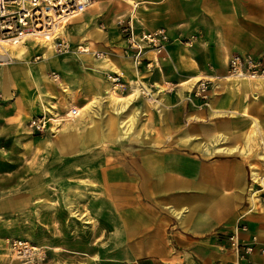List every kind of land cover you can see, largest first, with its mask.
Listing matches in <instances>:
<instances>
[{"label": "crops", "instance_id": "obj_1", "mask_svg": "<svg viewBox=\"0 0 264 264\" xmlns=\"http://www.w3.org/2000/svg\"><path fill=\"white\" fill-rule=\"evenodd\" d=\"M131 2L126 0L128 6L125 8L118 5L112 9L110 3L103 2V13L97 12L96 15L91 11L86 25L97 23L103 15L98 25L104 30L86 29L85 37L93 39L82 46L90 48L98 61L95 65H88L108 74L112 60L107 54L116 49L123 52L127 46L126 39L121 44H107L112 32L119 34L121 31L119 21L110 23L116 14L126 13L117 20L132 19L139 31L167 29L173 43L168 46L161 64L156 65L150 81H141L146 88H155L158 91L156 96L164 94L165 97L153 108L137 101H122V107L130 106L123 117L126 120L132 116L140 119L133 140L125 141L128 144L126 152L134 154L124 167L135 171L134 190L126 193L124 199L120 197V209L108 217L109 223L104 222L97 235L91 233L93 238L88 240V248L103 250L97 264H264V256L258 253L240 259L229 244V237L239 225L245 227L238 231L242 243H250L255 237L264 243V209L252 199L250 184L251 164L256 163L262 165V172L251 168L253 176L261 175L260 179L254 178L261 181V185L264 182L263 155L257 157L250 137L254 127L259 131L257 121L264 130V97L252 104L244 97L255 89L264 90V85L253 89L247 87L249 83L246 82L237 87L239 84L230 85L229 80L219 81L213 86L215 91L229 85L223 97L217 98L213 109L199 108V99L193 103L188 101L189 98L185 100L187 92L183 98L180 89L183 79L191 75L201 74L209 79L227 75L229 60L235 54L264 58V0ZM91 9L96 10V7ZM110 10H119V13ZM75 19L68 29L65 27L64 39H67L65 34L74 29ZM179 39L194 41V47H183L180 51L178 44H174ZM20 47L29 48L30 59L32 50L28 42ZM37 48L33 47V50L41 53ZM120 52L119 59L123 57ZM98 53L107 56L96 57ZM149 54L145 55L146 60L151 59ZM34 57L37 62L40 60L37 55ZM227 57L226 72L206 75L207 65L218 60L225 63ZM106 58L109 65L104 64ZM131 62L134 64L133 60ZM80 63L88 74L92 73L87 75L85 87L89 96L97 97L101 92L105 96L107 86L100 81L101 77L86 69L84 61L80 60ZM48 67V71L54 69ZM2 68L0 80L4 76ZM11 68L12 79L0 83V172L6 177L12 165L4 154L13 152L15 110L19 107V99L26 97L27 82L32 83L21 77L23 68L20 65ZM158 88L167 90L159 91ZM175 90H179L180 98H175ZM142 100L148 101L143 97ZM103 106V113L94 121H103L105 140L115 116L110 110L107 113L110 103L105 98ZM251 106L254 107L248 111ZM103 152H107L106 146ZM252 189H259V185H253ZM260 195L264 200V190ZM13 211L14 199L9 196L1 198L0 217H7ZM96 243L99 245L95 248Z\"/></svg>", "mask_w": 264, "mask_h": 264}, {"label": "rangeland", "instance_id": "obj_2", "mask_svg": "<svg viewBox=\"0 0 264 264\" xmlns=\"http://www.w3.org/2000/svg\"><path fill=\"white\" fill-rule=\"evenodd\" d=\"M103 2L110 3L111 9L113 6L119 5L120 8H125L127 5L126 0H96L93 5L96 10L90 9L80 19H75L77 20L75 29L70 30L69 34H65L74 51L65 56H56L62 71L55 69L48 71L52 77H54V73H58V79L54 78L53 83H46L41 80L39 72L45 64V60L41 53L33 50V47H38L37 49L41 47L38 40H36L37 42H28V46L32 50L31 57L37 55L41 58L38 62L35 57L29 59L37 83L35 86L27 82L26 97L22 100L19 99V107L15 110L16 136L14 145L12 146L11 140L9 141V145L11 144L10 146L13 147V152L4 154L5 158H9L12 169H9L8 177L5 176L4 172H0V199L6 196L14 199V211L9 213L7 217H0V264H97L102 258L103 250L88 248V240L92 241L90 237L93 238L91 233L97 235L102 230L104 222L109 223L108 217L119 211L120 197L122 196L124 199L126 193L134 190L135 171L124 168L133 159L134 154L129 153L128 150L126 152L125 149L128 144L126 145L125 141L129 143L133 140L134 130L140 119L132 116L126 120L123 116L129 111L130 106L125 108L121 104L124 105V101H133V103L137 101L153 108L156 102H162L165 95L156 96L158 91L156 92L152 86H147L148 90L140 89L141 84L139 82L150 81V76L157 67L156 65L151 70L147 69L146 66L137 69L132 64V59L124 56L123 52L116 49V51L107 54L112 61L110 70H106L108 74L105 79L102 81L103 78L101 79L97 73L95 74L107 87H109L107 78L113 80L120 77L124 87L116 84L113 98L108 97L106 93L103 96L102 92L97 97L89 96L85 87H87V75L90 76L92 73L88 74L85 71L78 54L75 52L87 41L93 39L92 37H85L86 29L96 28L103 32L104 29L98 25L101 24L103 15L100 16L101 18L97 23L86 25L90 20L88 18L92 13L91 11H95L96 15L97 12L103 13ZM110 11L119 13V10ZM125 14L122 12L116 14L110 23L120 21L117 20L118 16ZM68 26H66L67 29ZM120 33L112 32L107 44H121L126 38L122 31ZM100 43L103 42L100 41ZM193 43L194 41L184 39L174 42V44H178L180 51L183 47L192 49ZM119 52L123 55L120 59L117 56ZM166 53L167 51L160 55L159 65L162 59L166 57ZM149 55H151V59H147V63L152 61L154 57L151 52ZM108 58L104 59L105 65H109ZM256 58L264 63L263 57ZM228 59L229 57L226 58L225 63L219 60L217 63L211 62V65H207L208 73L205 74L215 75L216 72H226ZM16 62L11 67L18 66L19 61ZM88 66V64L85 65V68L91 71L97 70L95 66ZM202 76L196 74L183 79L180 88L183 91V98L186 92L189 98L193 94L197 85L189 90L188 86L191 83L209 79ZM262 80L230 79L229 84L233 86L239 84L237 85L239 87L244 85L241 83L244 81L249 83L247 87L254 89L264 85ZM228 85L221 91H215V87H212L209 106L203 108H215L214 104L217 98L223 97ZM68 89L72 91L70 101L66 100L65 90ZM165 89L167 90V88H158L159 91ZM253 91L244 96L248 98L250 104L254 100L257 101L264 97V90L255 89ZM175 93V98L181 97L179 90H175ZM142 97L148 101L142 100ZM104 98L106 102L110 103L109 109L106 107L107 113L110 110L111 114L115 116V118L112 117L105 140L102 130L103 121H94V118H100L98 115L103 113ZM185 100H187L186 97ZM51 102L54 108L51 107ZM43 106L53 108L58 116L50 115ZM74 107H77L79 111L89 107L93 110L84 119H79L80 116L71 118L68 113ZM253 107H248L247 110L251 111ZM79 113L82 114V111ZM44 116L47 119L46 129L38 131L32 128V121ZM52 118H55L56 121L51 120ZM257 122L259 131L258 128L255 129L254 127L250 137L255 145L256 155L260 157L264 155V130L261 122ZM104 146L107 149L106 153L103 152ZM258 160L262 161L261 158ZM251 168L257 169L258 173L262 172L260 163L251 164ZM254 177L260 179L261 175L256 174ZM262 185L264 186V182ZM8 240L31 242L34 246L45 251V259H37L32 262L17 259L9 248ZM98 245L96 243L95 248Z\"/></svg>", "mask_w": 264, "mask_h": 264}, {"label": "built area", "instance_id": "obj_3", "mask_svg": "<svg viewBox=\"0 0 264 264\" xmlns=\"http://www.w3.org/2000/svg\"><path fill=\"white\" fill-rule=\"evenodd\" d=\"M94 4V0H0V66L10 60L9 50L14 45L21 44L27 37L29 39L48 38L55 35L61 27L67 26L79 15L87 12ZM118 26L125 35L127 46L123 49V55L132 59L137 69L146 66L152 69L154 65H159V57L167 51L172 44L165 29L157 31H139L134 25V21L128 22L120 20ZM61 38V36H59ZM57 52L60 56H65L73 52L71 43L67 39H58ZM85 50L83 46L77 49L78 53ZM153 53L152 61L147 63L145 55ZM106 53H98L96 57L105 56ZM56 74H54V77ZM264 78V63L251 54H235L228 64L227 75L218 76L214 79H203L197 83L192 96L188 99L190 103L199 99V108L209 106V98L212 87L219 81L232 79H249L257 81ZM116 84L124 87L122 79L116 77ZM142 89L148 90L143 84ZM146 92V91H145ZM79 110L74 109L68 114L71 118L79 116ZM47 119L44 117L32 121V128L38 131L46 129ZM250 184L252 199L256 204L264 209V200H261L263 186L256 181L250 168ZM253 185H259V189L253 190ZM261 200V201H260ZM242 219V218H241ZM240 219V220H241ZM244 229L239 225L236 231L229 237V244L232 250L240 259H245L248 255L258 253L264 256V243L256 237L250 243H242L238 231ZM8 245L13 254L24 262L44 260L46 253L43 249L34 246L27 240H8Z\"/></svg>", "mask_w": 264, "mask_h": 264}, {"label": "bare ground", "instance_id": "obj_4", "mask_svg": "<svg viewBox=\"0 0 264 264\" xmlns=\"http://www.w3.org/2000/svg\"><path fill=\"white\" fill-rule=\"evenodd\" d=\"M95 1L96 0H94V4H95ZM93 5L91 6V8L93 7ZM81 16H82V14H81ZM64 30H65V26L61 27L60 31H58V33H56L54 36L53 35H49L48 38H40V39H38V42L41 45V47L39 48V51L44 55V59H45L46 63L48 64V65L47 64H43L44 66H42L40 68V72H39L41 80L45 81L46 83H53L54 82V78L58 79V75L56 73H54V74H56L55 77H52V76L49 75V72H48V68L49 67L48 66L54 68L55 70L62 71V68H61L60 64L57 63V58L58 57H56V55L57 56H60V55H58L56 46H57L58 39H64L63 38ZM59 36H61V38ZM30 37H27L21 44L14 45L9 50L8 54H9L10 60H7L5 63L1 64V66H0V67H3L2 68V72L4 73V76L0 80V83L5 84V83L9 82L10 79H12L13 68H11V65L12 64L13 65L16 64L17 63L16 61H19V65L23 68V72L20 73L21 77L22 76L25 77V79L31 81L36 86L37 80H36L35 74L33 72V68L31 67L30 60H29V53H30L29 52V48L28 47H20L22 45H25L29 41H36V39H29ZM82 52H85V53L83 55H81V53H78V52H75V53L78 54V55L80 54V56H79L80 59L79 60L84 61L85 65L92 64V63L96 64V62H98L95 59L94 54L92 53V50L90 48H86ZM40 58L41 57H38L37 59H40ZM74 61L76 62V60H74ZM135 67H136V65H135ZM22 68H21V70H22ZM94 72L97 73V75H99L103 79H105V76L107 75L106 72H102V71H97L96 70ZM54 74H53V76H54ZM107 80H108V83H109V87H107V89H106V95L108 97H110V98H113L114 97V89H116V87H117V86H115L116 85V79L110 80L109 78H107ZM242 80L246 81V79H242ZM239 81H241V80H239ZM239 81H238V83H240ZM139 83L143 84L141 81ZM196 85H197V82L196 83L195 82L191 83V85L188 86V89L192 90V88H194ZM140 89H142V87ZM143 90H146V89H143ZM65 94H66V100L70 101L71 95H72V91L69 90V89L65 90ZM188 98H189V95H186V99H188ZM43 108H45L46 112H48L50 115L58 116L55 113L53 108H48L46 106H43ZM74 109H77V107L71 108L69 110L68 114H70V111H72ZM92 110L93 109L91 107H89L87 109L80 110V111H82V114L79 115L80 116L79 119H84L88 115V113L92 112ZM80 111H78V112H80ZM51 120L56 121L55 118H52ZM262 158L264 159V155L262 156Z\"/></svg>", "mask_w": 264, "mask_h": 264}]
</instances>
